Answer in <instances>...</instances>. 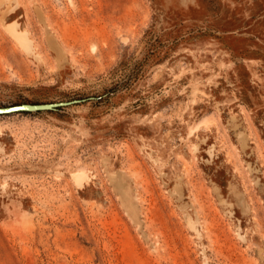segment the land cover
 <instances>
[{"label": "rangeland", "instance_id": "1", "mask_svg": "<svg viewBox=\"0 0 264 264\" xmlns=\"http://www.w3.org/2000/svg\"><path fill=\"white\" fill-rule=\"evenodd\" d=\"M9 8L0 264H264V0Z\"/></svg>", "mask_w": 264, "mask_h": 264}, {"label": "bare ground", "instance_id": "2", "mask_svg": "<svg viewBox=\"0 0 264 264\" xmlns=\"http://www.w3.org/2000/svg\"><path fill=\"white\" fill-rule=\"evenodd\" d=\"M9 3L11 4V0H0V16H1L2 19H5V16H6V13H7L5 11L9 8ZM10 8H11V6H10ZM14 36H15V38H17V40H19V43L21 44V46L23 47V49L27 53H31V51H32L31 43L28 40L27 35L25 33H17L16 32V33H14ZM244 145H245V143H244ZM82 176H83V174L76 175V177H80V178H82ZM177 188L179 189L178 186H177Z\"/></svg>", "mask_w": 264, "mask_h": 264}]
</instances>
